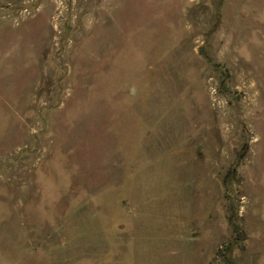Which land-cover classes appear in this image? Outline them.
<instances>
[{
  "label": "rangeland",
  "instance_id": "obj_1",
  "mask_svg": "<svg viewBox=\"0 0 264 264\" xmlns=\"http://www.w3.org/2000/svg\"><path fill=\"white\" fill-rule=\"evenodd\" d=\"M0 264H264V0H0Z\"/></svg>",
  "mask_w": 264,
  "mask_h": 264
}]
</instances>
